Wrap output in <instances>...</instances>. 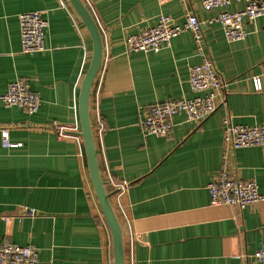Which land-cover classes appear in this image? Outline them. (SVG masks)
I'll return each instance as SVG.
<instances>
[{
    "label": "crops",
    "instance_id": "1",
    "mask_svg": "<svg viewBox=\"0 0 264 264\" xmlns=\"http://www.w3.org/2000/svg\"><path fill=\"white\" fill-rule=\"evenodd\" d=\"M103 39V60L90 95V118L102 177L120 221L126 264H260L264 203L212 205L208 182L226 162L230 175L255 179L264 190V147L230 150L225 161L223 119L264 124V15L246 21L248 35L229 41L218 22L204 25L207 48L227 81L225 104L201 123L174 115L167 136L145 134L151 104L192 98L190 66L202 57L191 30L158 52L127 51L126 34L157 22L183 23L224 7L202 0H83ZM234 1L227 9H239ZM42 11L46 49L22 51L18 15ZM93 54L90 32L70 0H0V97L26 78L40 94L28 112L0 98V243L38 249L37 264H114L110 229L90 178L79 116V94ZM263 89L256 91L253 78ZM102 123V126L100 125ZM64 128L59 135L57 128ZM34 208V216L25 215Z\"/></svg>",
    "mask_w": 264,
    "mask_h": 264
},
{
    "label": "built area",
    "instance_id": "2",
    "mask_svg": "<svg viewBox=\"0 0 264 264\" xmlns=\"http://www.w3.org/2000/svg\"><path fill=\"white\" fill-rule=\"evenodd\" d=\"M234 1L243 2L239 9L225 7ZM207 8L224 7L218 14L201 20L196 12L189 11L183 23H178L170 15L161 13L157 22L136 33L126 34L127 51L158 52L170 46L171 39L185 30H191L202 57L199 64L191 65L189 81L196 93L192 98H171L151 104L145 109L141 127L145 134L167 136L174 126L173 117L184 112L187 119L201 123L214 113L221 104H225L224 87L226 79L216 68L214 59L207 48L204 25L218 22L229 41L242 40L248 35L246 21H254L264 15V0H202ZM22 51L36 53L46 49L45 36L49 21L42 11H24L19 13ZM254 88L261 91L260 77L253 78ZM6 106H19L28 112H35L40 106V94L33 90L26 78H18L8 84L0 97ZM102 126V123H100ZM3 145L16 146L9 139V127L1 126ZM58 134H65L64 128H57ZM223 143L225 161L230 150L246 146L264 147V124L247 125L236 123L230 115L223 119ZM207 188L212 205H229L245 208L256 203H264V190H260L255 179H240L230 175L226 162L220 172L211 179ZM36 210L27 208L25 215L34 216ZM260 264H264V244L254 255ZM38 249L32 245H22L13 241L0 243V264H37Z\"/></svg>",
    "mask_w": 264,
    "mask_h": 264
},
{
    "label": "water",
    "instance_id": "3",
    "mask_svg": "<svg viewBox=\"0 0 264 264\" xmlns=\"http://www.w3.org/2000/svg\"><path fill=\"white\" fill-rule=\"evenodd\" d=\"M70 1L85 22L93 43L92 58L83 77L79 94L81 130L78 134L82 136L93 188L112 235L114 264H126L123 231L111 202V196L116 191H108L106 189L105 181L100 170L93 126L90 118V95L92 85L103 60V39L98 24L85 2L83 0Z\"/></svg>",
    "mask_w": 264,
    "mask_h": 264
}]
</instances>
